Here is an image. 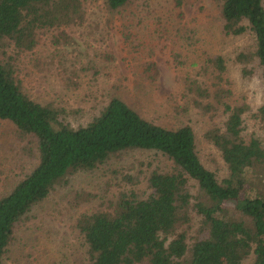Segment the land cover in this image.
Here are the masks:
<instances>
[{
    "label": "trees",
    "instance_id": "trees-1",
    "mask_svg": "<svg viewBox=\"0 0 264 264\" xmlns=\"http://www.w3.org/2000/svg\"><path fill=\"white\" fill-rule=\"evenodd\" d=\"M142 1L105 0V5L115 11ZM213 1L226 35L253 36V50L237 59L253 62L264 79V0ZM84 2L0 0V120L14 126L34 161L0 195V264L17 224L58 183L135 149L153 152L158 164L114 169L121 181L116 200L105 210L75 214L90 264H264V143L244 133L246 109L229 100L224 58L207 57L194 74L184 71L179 90L192 111L213 124L204 137L225 164L223 177L200 159L187 124L163 126L112 96L87 123L74 126L65 109L24 91L16 74L20 54L34 50L41 32L51 33L56 45L69 40L66 29L85 19ZM174 60L185 63L180 53ZM242 70L250 73L247 66ZM138 75L155 79L154 62L146 61ZM253 117L264 124V104Z\"/></svg>",
    "mask_w": 264,
    "mask_h": 264
},
{
    "label": "rangeland",
    "instance_id": "rangeland-1",
    "mask_svg": "<svg viewBox=\"0 0 264 264\" xmlns=\"http://www.w3.org/2000/svg\"><path fill=\"white\" fill-rule=\"evenodd\" d=\"M84 1L85 19L66 29L69 40L56 45L51 33L41 32L34 50L20 54L16 74L30 97L65 109L74 126L87 123L112 96L163 126L187 124L195 133L200 159L223 177L225 164L204 137L213 124L192 111L179 91L184 71L194 74L204 59L219 55L227 65L228 81L223 85L232 91L229 100L246 109L245 135L264 143V124L253 117L264 104V79L253 62L240 64L237 59L253 50L254 38L249 32L226 35L218 3L145 0L111 11L105 0ZM177 53L185 61L182 66L174 60ZM146 61L154 62L155 79L139 77ZM244 66L249 74L242 70ZM24 146L14 126L0 120V195L34 165ZM152 160L159 162L153 152L127 150L93 171L69 175L17 224L3 264H90L87 246L75 226L76 212L105 210L120 190V177L116 179L112 171L125 172L131 165L144 168Z\"/></svg>",
    "mask_w": 264,
    "mask_h": 264
}]
</instances>
